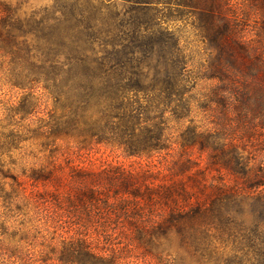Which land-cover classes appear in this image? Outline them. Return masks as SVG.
Returning <instances> with one entry per match:
<instances>
[{
    "label": "trees",
    "instance_id": "1",
    "mask_svg": "<svg viewBox=\"0 0 264 264\" xmlns=\"http://www.w3.org/2000/svg\"><path fill=\"white\" fill-rule=\"evenodd\" d=\"M84 2L94 8L98 5L99 10L105 8L107 2H121L138 15L150 18L154 24L143 32L151 36L150 49L144 59L135 62L138 68L144 65L150 72L136 75L137 86L125 87L115 83L127 79L116 72L127 64L122 58L90 60L72 54L43 62L33 58V71L25 70L22 80L30 83L32 90L42 88L44 98L54 102V110L48 119L41 121L36 131L37 137L43 139V146L47 148L51 142L69 139L84 150L92 145L107 146L121 150L128 158L148 159L172 151L174 145L181 147V157L172 179L163 180L157 188H137L141 180L149 181L143 172L111 170L81 176L78 180L85 179L83 192H78L80 195L76 200L82 203L84 212L89 214L90 207L101 206L100 196L107 187L118 188L116 194L126 195L128 200L134 201V206H125L121 201L119 205L106 202L104 206L111 215L120 213L130 221L134 241L138 246H144L148 254H152L150 250L157 246L161 237L168 240L176 235L187 249L209 264L216 254L214 245L218 241L232 242L233 260L240 262L237 264H245V260L247 264H253V261L254 264H264V171L250 166V159L239 150L237 142L228 140L227 145L217 144L215 134L193 125L191 96L194 90L192 76L188 72V54L182 46L180 31H170L161 26L162 21L191 20L202 43L215 56L207 78L219 81V89L223 92L229 86H249L258 73L264 74V0ZM76 4L73 5L75 12L81 8ZM76 15L80 16L77 12ZM252 22H256L259 28L250 37ZM32 24H35L32 19H22L11 6L0 3V38L3 42L0 51L8 50L9 55L20 57L24 53L23 48L30 46L24 39L34 35ZM24 58L31 62V58L25 55ZM95 65L101 68L102 73L93 78L91 84L75 86L63 78L66 71L68 74L72 72V68L87 70ZM238 76L244 80L240 81L236 78ZM244 88L249 92L247 87L239 88V92ZM263 93L259 107L251 106L252 97L242 93L241 106L261 114L264 111ZM235 107L239 109V106ZM33 113L25 112L29 116ZM185 122H190V125L173 141L170 134L173 127ZM26 139L29 140L24 137L21 141ZM11 145L14 144L11 142ZM195 149L199 154L208 153L204 169L198 168L191 155ZM55 168L53 165L24 174L30 188L29 183L17 177L13 180L24 193L38 197L43 192L41 185L46 188L47 183L56 181ZM214 172L229 177V181L208 182V175ZM85 194L87 202L80 199ZM70 201L74 203V200ZM154 206L168 208L169 214L162 222L147 227L139 219L147 208ZM56 230L59 227L56 226ZM67 234L69 236L63 237L61 247L52 252L60 264H128L114 248L102 249L100 240L88 234L87 230Z\"/></svg>",
    "mask_w": 264,
    "mask_h": 264
},
{
    "label": "rangeland",
    "instance_id": "2",
    "mask_svg": "<svg viewBox=\"0 0 264 264\" xmlns=\"http://www.w3.org/2000/svg\"><path fill=\"white\" fill-rule=\"evenodd\" d=\"M0 3L11 6L22 19H32L35 23L32 24L34 35L24 39L30 46L23 48L24 53L20 57L9 55L8 50L0 51V264H60L52 252L56 247H61L63 237L69 236L67 233L75 230H87L88 234L100 240L102 249L114 248L128 264H209L187 249L176 235L168 240L161 237L157 246L150 250L152 254H148L144 246H138L133 238L134 229L128 223L130 221L120 213L111 215L104 206L106 202L119 205L120 201L125 206H134V201L128 200L126 195L116 194L118 188L107 187V190H103L101 206L90 207L89 214L76 200L80 195L78 192H83L85 180L78 179L86 173L97 175L111 170L143 172L149 181L141 180L137 188H157L163 180L172 179L181 157L180 146L174 145L172 151L150 159L128 158L121 150L107 146L92 145L84 150L69 139L51 142L45 148L43 139L37 137L36 131L41 121L48 119L54 110V102L44 98L42 88L32 90L33 86L22 80L25 70L33 71V58L43 62L72 54L90 60L122 58L127 64L116 69V72L127 79L115 83L125 87L137 86L136 75L150 72L144 65L138 68L135 63L137 59H144L150 49L151 36L149 33L143 34L154 24L150 18L138 15L121 2H107L103 8L105 10H99L97 4L95 8L85 5L84 0H0ZM74 3L81 7L76 11L80 16L76 15ZM161 26L170 31H180L182 46L188 54V72L192 76L194 90L191 96L193 125L215 134L217 144L227 145L228 140L237 142L239 150L250 159V166L260 167L264 171V111L258 114L252 108L249 111L241 106L243 93L252 97L251 106L259 107L260 100L263 101L260 95L264 92V74L258 73L252 85L229 86L223 92L219 89V81L207 78V71L215 56L202 43L192 21L168 20L162 21ZM251 26L253 33L250 37H253L254 30L259 26L256 22H252ZM2 44L0 38V48ZM24 55L31 58L30 63ZM70 70L72 72L68 74L66 71L63 78L75 86L91 84L93 78L102 73L97 65L87 70L81 67ZM236 78L244 80L241 76ZM243 87L249 88V92L245 88L239 92V88ZM37 98L41 101L34 100ZM235 106H239V109ZM260 108L263 109L262 106ZM25 112L35 113L29 116ZM189 125L190 122H185L173 127L170 132L173 141ZM24 137L29 140L21 141ZM11 142L13 146H10ZM199 153L195 149L191 155L196 159L198 168L204 169L208 163V153ZM53 165L56 167L53 171L56 181L47 183L46 188L41 185L43 192L38 197L24 193L13 180L17 177L29 183L24 174L29 175L33 169ZM216 174L210 173L208 182L230 179ZM80 199L87 202L86 194ZM70 200H74V203ZM146 210L139 221L147 227L162 222L169 214L168 208L157 206ZM133 222L136 223L135 220ZM56 226L62 231L56 230ZM214 247L216 254L211 264L240 263L233 260L232 242L218 241ZM251 258L257 261L254 256Z\"/></svg>",
    "mask_w": 264,
    "mask_h": 264
}]
</instances>
